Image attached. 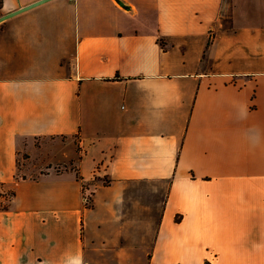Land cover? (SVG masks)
Segmentation results:
<instances>
[{"label":"crops","instance_id":"obj_1","mask_svg":"<svg viewBox=\"0 0 264 264\" xmlns=\"http://www.w3.org/2000/svg\"><path fill=\"white\" fill-rule=\"evenodd\" d=\"M0 185V264H264V0L1 22Z\"/></svg>","mask_w":264,"mask_h":264},{"label":"water","instance_id":"obj_2","mask_svg":"<svg viewBox=\"0 0 264 264\" xmlns=\"http://www.w3.org/2000/svg\"><path fill=\"white\" fill-rule=\"evenodd\" d=\"M47 1H50V0H39V1L35 2V3L27 5L25 7H20L16 11H13L11 13H8L6 15L1 16L0 17V23L5 21V20H7V19H9V18H11V17H13V16H15V15H17V14H20L22 12H25V11L29 10V9H32V8H34V7H36V6L40 5V4H43V3L47 2Z\"/></svg>","mask_w":264,"mask_h":264},{"label":"built area","instance_id":"obj_3","mask_svg":"<svg viewBox=\"0 0 264 264\" xmlns=\"http://www.w3.org/2000/svg\"><path fill=\"white\" fill-rule=\"evenodd\" d=\"M7 193L3 191L2 186L0 185V208L5 207L8 201ZM90 200V196H85V203H88Z\"/></svg>","mask_w":264,"mask_h":264},{"label":"trees","instance_id":"obj_4","mask_svg":"<svg viewBox=\"0 0 264 264\" xmlns=\"http://www.w3.org/2000/svg\"><path fill=\"white\" fill-rule=\"evenodd\" d=\"M78 175V174H77ZM78 178H79V175H78Z\"/></svg>","mask_w":264,"mask_h":264}]
</instances>
